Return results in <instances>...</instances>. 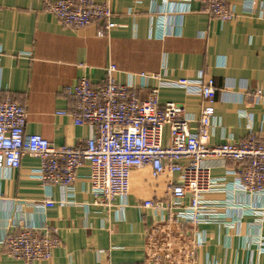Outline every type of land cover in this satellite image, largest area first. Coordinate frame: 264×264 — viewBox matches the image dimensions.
<instances>
[{
  "label": "crops",
  "instance_id": "crops-1",
  "mask_svg": "<svg viewBox=\"0 0 264 264\" xmlns=\"http://www.w3.org/2000/svg\"><path fill=\"white\" fill-rule=\"evenodd\" d=\"M44 1L0 0V104L9 98L25 109V137L37 134L56 147H83L95 126L78 127L57 115L71 108L64 91L81 78L102 84L112 64L117 83L132 85L140 100L157 88L161 105L181 104L195 118L201 86L211 77L215 115L208 145L254 137L264 146V0H227L233 15L228 22L203 13L196 0H96L114 12L120 28L110 32L102 24L64 28L41 12ZM255 89L263 93L260 101L247 97ZM205 164L215 183L204 196L214 220L178 227L186 243L204 241L183 264H264V193L241 192L239 165L230 160ZM38 176L39 161L27 154L18 170H0V241L17 224L48 226L57 230L60 246L49 261L34 264H164L147 254L148 233L166 212L142 203L155 192L154 202L169 203L163 197L166 182L151 181L149 169L137 171L131 194L110 207L94 204L87 164L64 189L41 184ZM47 200L54 205L43 207ZM178 230L174 227L173 236ZM0 264L23 263L9 258L0 243Z\"/></svg>",
  "mask_w": 264,
  "mask_h": 264
},
{
  "label": "built area",
  "instance_id": "built-area-1",
  "mask_svg": "<svg viewBox=\"0 0 264 264\" xmlns=\"http://www.w3.org/2000/svg\"><path fill=\"white\" fill-rule=\"evenodd\" d=\"M196 1L203 13L217 21L228 22L233 17L227 0ZM41 12L53 16L64 28L81 29L95 24L104 25L107 32L120 28L113 22L114 12L106 1L46 0ZM116 73V67L110 64L105 68L102 84L93 85L81 78L64 91L71 108L57 115L69 117L78 127L95 126L94 137L87 139L83 147H56L37 134L25 137V109L9 98L1 103L0 170H18L22 157L27 154L39 161L37 182L64 189L76 180L80 167L87 164L94 204L110 207L115 200L131 194V179L137 171L149 169L151 181L166 182L163 197L169 203L164 207L154 202L156 192L142 203L145 209L166 212L160 225L148 233L147 254L156 263L183 264L204 241L186 243L178 227L182 224L198 227L214 220V210L204 200L215 186L205 162L214 158L234 162L239 165L237 187L240 191L262 195L264 146L254 137L214 147L208 145L215 115V89L211 77L201 86L202 106L195 118L188 115L181 104L161 105L157 88L150 89L147 98L140 100L132 85L117 83ZM179 83L187 85L186 80ZM247 97L260 101L263 93L255 89ZM192 123L196 125L195 134L191 132ZM53 205L47 200L43 207ZM252 211L261 209L254 207ZM174 227L178 230L176 236H173ZM0 243L9 258L23 264L49 261L52 252L60 246L55 228L20 224Z\"/></svg>",
  "mask_w": 264,
  "mask_h": 264
}]
</instances>
